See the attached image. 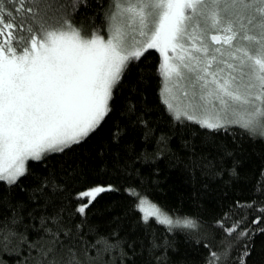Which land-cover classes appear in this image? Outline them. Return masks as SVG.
Returning a JSON list of instances; mask_svg holds the SVG:
<instances>
[{"label":"trees","instance_id":"obj_1","mask_svg":"<svg viewBox=\"0 0 264 264\" xmlns=\"http://www.w3.org/2000/svg\"><path fill=\"white\" fill-rule=\"evenodd\" d=\"M112 2L41 7L52 21L70 14L90 37L106 34ZM162 88L161 56L149 49L128 63L94 131L28 162L15 183L0 180V264H209L212 252L216 264H264V135L177 119ZM97 186L111 190L78 213L77 193ZM141 199L198 226L145 220Z\"/></svg>","mask_w":264,"mask_h":264},{"label":"snow or ice","instance_id":"obj_2","mask_svg":"<svg viewBox=\"0 0 264 264\" xmlns=\"http://www.w3.org/2000/svg\"><path fill=\"white\" fill-rule=\"evenodd\" d=\"M42 3L0 0V180L15 183L27 160L62 152L94 131L128 63L149 49L164 57L166 81L186 82L191 111L177 109V119L217 130L238 124L264 135V0H113L107 40L98 31L83 36L70 14L52 21ZM108 190L77 193V212L85 214ZM152 215L168 226H198L155 206ZM211 257L209 264L220 259Z\"/></svg>","mask_w":264,"mask_h":264},{"label":"rangeland","instance_id":"obj_3","mask_svg":"<svg viewBox=\"0 0 264 264\" xmlns=\"http://www.w3.org/2000/svg\"><path fill=\"white\" fill-rule=\"evenodd\" d=\"M109 35H110V30H109V28H107L106 34L105 35H101V36H103L105 38V40H107L108 37H109ZM169 55H171V53ZM160 56H161V69H162V64H163V61H164V57L161 54H160ZM161 74H162V70H161ZM162 78H163V88L162 89H164L165 87H167V89H168V91L165 93V95L162 96V99L164 100L165 98H167L169 100V102H171L173 104V109L171 111L173 113H175V114H176V110L177 109H179L181 111L187 110V111L190 112L191 109L188 108V103H189V100H190V95L189 96H185L184 95L185 91L187 90L186 82L183 81V80H179L176 77H173L171 80L166 81L165 80V77L163 76V74H162ZM183 117H185V119H187L186 116H183ZM199 118H200L199 115H197V119H199ZM187 120L201 125L200 123L196 122V119H193V120L187 119ZM233 125H238V124H233ZM257 131H258V129L256 131H251V132L256 133ZM30 161H36V160H33V159L27 160L25 162V168L27 166V163L30 162ZM2 181L7 182L6 180H2ZM153 206H155V205H153L152 203H150L148 201H146V203H144V204H141L140 203V200L138 202V207L141 210V212L144 214V216L147 215L148 217L154 218L157 221H159L156 215H152ZM155 208H157L162 215L165 214L157 206H155ZM162 215H161V218H162ZM167 216L169 218H171L173 221H175L174 218L170 217L169 215H167Z\"/></svg>","mask_w":264,"mask_h":264}]
</instances>
